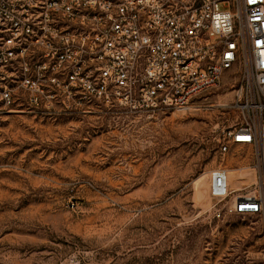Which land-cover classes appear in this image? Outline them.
<instances>
[{
    "label": "rangeland",
    "instance_id": "374dc122",
    "mask_svg": "<svg viewBox=\"0 0 264 264\" xmlns=\"http://www.w3.org/2000/svg\"><path fill=\"white\" fill-rule=\"evenodd\" d=\"M40 66L18 56L0 75V264H264L259 217L214 218L213 170L232 190L255 183L249 148L218 152L230 79L182 111L132 115Z\"/></svg>",
    "mask_w": 264,
    "mask_h": 264
},
{
    "label": "built area",
    "instance_id": "2783aa9c",
    "mask_svg": "<svg viewBox=\"0 0 264 264\" xmlns=\"http://www.w3.org/2000/svg\"><path fill=\"white\" fill-rule=\"evenodd\" d=\"M31 55L82 97L132 115L182 111L230 79L216 107L234 119L218 152L249 148L255 183L235 192L227 167L213 170L214 218L264 225V0H0V75Z\"/></svg>",
    "mask_w": 264,
    "mask_h": 264
},
{
    "label": "flooded vegetation",
    "instance_id": "af4514ba",
    "mask_svg": "<svg viewBox=\"0 0 264 264\" xmlns=\"http://www.w3.org/2000/svg\"><path fill=\"white\" fill-rule=\"evenodd\" d=\"M46 68H47V67H44V70H45V71L47 70ZM46 72H47V71H46ZM44 77H46V76H44ZM44 81L46 82L47 79L45 78Z\"/></svg>",
    "mask_w": 264,
    "mask_h": 264
},
{
    "label": "bare ground",
    "instance_id": "6f19581e",
    "mask_svg": "<svg viewBox=\"0 0 264 264\" xmlns=\"http://www.w3.org/2000/svg\"><path fill=\"white\" fill-rule=\"evenodd\" d=\"M235 192H238V191H240V189H238V190H235V189H233Z\"/></svg>",
    "mask_w": 264,
    "mask_h": 264
}]
</instances>
